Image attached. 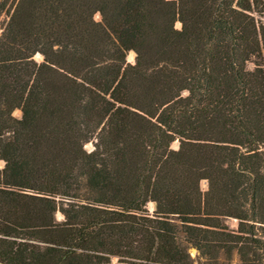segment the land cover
<instances>
[{
  "label": "trees",
  "instance_id": "trees-1",
  "mask_svg": "<svg viewBox=\"0 0 264 264\" xmlns=\"http://www.w3.org/2000/svg\"><path fill=\"white\" fill-rule=\"evenodd\" d=\"M0 159L2 264H264V0H17Z\"/></svg>",
  "mask_w": 264,
  "mask_h": 264
},
{
  "label": "rangeland",
  "instance_id": "rangeland-1",
  "mask_svg": "<svg viewBox=\"0 0 264 264\" xmlns=\"http://www.w3.org/2000/svg\"><path fill=\"white\" fill-rule=\"evenodd\" d=\"M17 0H6L4 5H0V35L2 34L5 26L7 25L8 21H9V18H10V14L11 12L13 11L14 7H15V4H16ZM95 20L97 21H100L101 20V15L99 12H97L95 14ZM176 27L177 28H180L181 27V23L180 22H177L176 23ZM42 55V54H41ZM34 58L38 61V62H41L43 61V55L40 56L38 53L34 56ZM128 61L129 62H134L135 61V53L134 52H130L128 54ZM248 67L249 69L253 72V73H256L257 71V67L258 65L255 63V62H250L248 64ZM181 92L183 95H188L190 93V89L189 87H183L181 89ZM13 115L17 118H20L22 116V111L20 109H16L14 110L13 112ZM88 149H91L92 148V144L89 143L87 144L86 146ZM172 147L173 148H177L178 147V141H175L173 144H172ZM5 165V162L0 159V168H3ZM202 188L204 190L207 189V182L206 181H202ZM148 208L150 209V211H153L155 206H154V203L150 202L148 204ZM57 218L58 219H62V215L60 213L57 214ZM226 223L229 225L230 228L232 229H237L238 227V220L235 219V218H227L226 219ZM191 253L193 256H195L197 254V250L195 248H191L190 249ZM2 264V263H0ZM104 264H128V263H124V262H120L118 257L117 256H114L110 262L108 263H104Z\"/></svg>",
  "mask_w": 264,
  "mask_h": 264
},
{
  "label": "bare ground",
  "instance_id": "bare-ground-1",
  "mask_svg": "<svg viewBox=\"0 0 264 264\" xmlns=\"http://www.w3.org/2000/svg\"><path fill=\"white\" fill-rule=\"evenodd\" d=\"M40 56H42L40 53H38Z\"/></svg>",
  "mask_w": 264,
  "mask_h": 264
}]
</instances>
